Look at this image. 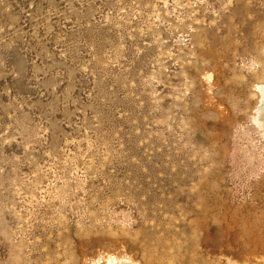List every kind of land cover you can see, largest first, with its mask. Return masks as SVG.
I'll return each mask as SVG.
<instances>
[{"label": "rangeland", "instance_id": "374dc122", "mask_svg": "<svg viewBox=\"0 0 264 264\" xmlns=\"http://www.w3.org/2000/svg\"><path fill=\"white\" fill-rule=\"evenodd\" d=\"M258 84L264 0H0V264L264 260Z\"/></svg>", "mask_w": 264, "mask_h": 264}, {"label": "bare ground", "instance_id": "6f19581e", "mask_svg": "<svg viewBox=\"0 0 264 264\" xmlns=\"http://www.w3.org/2000/svg\"><path fill=\"white\" fill-rule=\"evenodd\" d=\"M255 91H258L260 94L258 106L256 108L257 113L254 115V118L257 120V123L260 127L264 128V85H256L254 87ZM230 255V254H229ZM250 257V256H249ZM243 258V259H235V258H226L228 264H264V260L260 261L259 258ZM264 258V257H263ZM108 264H140L137 260L130 258L128 256H109ZM101 262V261H100ZM107 263V262H106Z\"/></svg>", "mask_w": 264, "mask_h": 264}]
</instances>
